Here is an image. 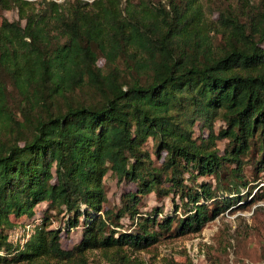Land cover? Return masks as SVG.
Here are the masks:
<instances>
[{
  "label": "trees",
  "instance_id": "trees-1",
  "mask_svg": "<svg viewBox=\"0 0 264 264\" xmlns=\"http://www.w3.org/2000/svg\"><path fill=\"white\" fill-rule=\"evenodd\" d=\"M38 4L0 0V264H87L89 250H145L201 231L255 190L264 0L214 10L199 0ZM9 10L17 20L3 16ZM108 174L134 190L105 209ZM150 194L170 198L173 214L140 213ZM60 215L63 227L50 229ZM35 218L28 244L11 245L9 231ZM78 226L79 244L62 249L61 232Z\"/></svg>",
  "mask_w": 264,
  "mask_h": 264
},
{
  "label": "rangeland",
  "instance_id": "rangeland-1",
  "mask_svg": "<svg viewBox=\"0 0 264 264\" xmlns=\"http://www.w3.org/2000/svg\"><path fill=\"white\" fill-rule=\"evenodd\" d=\"M31 3L27 9L39 8V2L42 0H24ZM58 3L64 0H48ZM91 2L92 0H84ZM236 1H242L245 6H254L260 0H199L205 7L220 8L228 4H234ZM137 2V0H134ZM206 10V15H209ZM9 21L18 19L16 10L3 12ZM217 18V13H213L212 19ZM103 60L99 59L97 65L103 66ZM8 92H12L9 87ZM84 99L90 98L89 92L84 90L80 93ZM10 95V96H11ZM83 100V99H81ZM14 99L9 100L11 107H14ZM217 128V127H216ZM198 135V130H195ZM203 133H206L204 131ZM218 149L222 152L226 141L218 142ZM150 152H153L151 141L146 145ZM163 157V155H162ZM154 159V155L152 154ZM247 180H251V171L245 169ZM187 177V175H186ZM210 178L200 177L197 182L209 181ZM253 185V184H250ZM255 190L249 194L242 191L238 200H241L237 206L230 211L221 214L197 233H190L180 237L167 239L158 244L141 251H130L122 248L119 251L114 249L89 250L85 252L87 264H264V171L257 176V182L254 184ZM104 186L108 198L105 209H110L119 203L121 195L134 190L132 184H118L116 179L107 175L104 179ZM257 186V187H256ZM256 192V193H255ZM254 194H256L254 196ZM256 198V203L253 202ZM178 204V199H175ZM153 208L162 209V215H171L174 212L170 198L156 199L153 194L144 197L139 205V212L144 214L152 211ZM45 204H40L35 208V214L42 216ZM179 212L176 215L179 217ZM50 229H57L62 225V215L53 216ZM126 226H131L130 220L122 221ZM81 223V222H80ZM60 234L61 247L64 250H71L77 246L81 240V227ZM132 230V228L130 229Z\"/></svg>",
  "mask_w": 264,
  "mask_h": 264
},
{
  "label": "built area",
  "instance_id": "built-area-1",
  "mask_svg": "<svg viewBox=\"0 0 264 264\" xmlns=\"http://www.w3.org/2000/svg\"><path fill=\"white\" fill-rule=\"evenodd\" d=\"M41 220L39 218H35L31 222H25L15 226L8 233V242L11 245L19 246L20 248H24L25 245L31 240L34 235L35 226L40 225ZM3 256V252H0V257Z\"/></svg>",
  "mask_w": 264,
  "mask_h": 264
}]
</instances>
